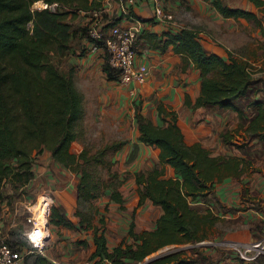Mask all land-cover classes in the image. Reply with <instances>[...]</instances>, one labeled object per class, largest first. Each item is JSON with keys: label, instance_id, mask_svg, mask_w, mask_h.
Returning a JSON list of instances; mask_svg holds the SVG:
<instances>
[{"label": "crops", "instance_id": "1", "mask_svg": "<svg viewBox=\"0 0 264 264\" xmlns=\"http://www.w3.org/2000/svg\"><path fill=\"white\" fill-rule=\"evenodd\" d=\"M224 3L254 12L259 24L244 18H225L209 0H164V9L173 15L172 21L155 17L152 0H139L128 8L117 3L110 6L105 16V29L119 24L138 30L135 64L143 63L150 68L148 81L139 87L134 97H130L123 86L113 95L105 91L117 80H108L102 72L105 54L100 49L84 55L78 52L73 57L74 64L82 66L76 72L81 77V88L72 76L83 101L84 98L97 100L92 105L100 109L98 113H107L115 119L117 136L109 139L121 140L123 144L110 153L109 160L110 171L117 173L120 182L117 191L121 202L111 198V189H104L90 200L94 212L88 222L84 221L83 216L76 213L80 175L54 161L48 150H40L34 155L33 177L25 186L14 189L9 182H0V230L21 256L15 264H94L97 259L92 258L96 249V229L99 232L104 229L106 249L112 251L123 240L133 242L128 235L131 223L135 233L156 228L162 209L150 200L138 205L135 174L147 172L159 164V149L138 139L136 110L157 126L167 125L174 116L185 144H200L213 156L242 157L255 167L253 171L226 177L215 184L207 196L219 225L214 236L179 248H185L188 256L201 261L204 257L211 264H236V254L226 243L256 239L264 233V141L254 138L245 148L238 149L221 138L225 130L234 135L235 142L237 137L246 138L245 129L257 113L252 103L264 102V13L248 0H224ZM74 20L78 21V26H85L84 11L76 12ZM184 27L197 31L207 52L224 59L232 55L250 63L254 83L244 96L233 102L241 111L240 115L233 107L195 106L200 94V71L191 61L182 67V57L171 45L165 49L159 47L163 33L178 34ZM82 41L89 49L90 42L85 38ZM71 150L79 152L81 148H73L72 143ZM132 153L133 157L128 160ZM164 177H176L169 165H165ZM244 189L247 190L245 195ZM39 198L61 209L67 221V224H55L47 214L48 237L42 253L32 251L25 238L31 228L26 222L31 213L28 207ZM196 208L200 213L206 212L205 205ZM153 254L143 262L125 259V264H143ZM98 264L111 262L103 259Z\"/></svg>", "mask_w": 264, "mask_h": 264}, {"label": "trees", "instance_id": "2", "mask_svg": "<svg viewBox=\"0 0 264 264\" xmlns=\"http://www.w3.org/2000/svg\"><path fill=\"white\" fill-rule=\"evenodd\" d=\"M38 1L56 3L66 11H59V7L56 11L33 9ZM209 1L225 18H244L259 24L254 12L229 7L224 0ZM248 1L264 13V0ZM100 7L102 0H0V182H9L14 189L25 186L33 177L34 155L46 149L54 161L80 175L76 213L87 222L94 212L90 200L104 189H111V198L121 202L117 191L120 182L117 173L110 171L111 161L106 156L123 142L110 143L95 153L85 147L79 152L71 150L72 143L83 134L84 101L72 74L63 72L58 61L71 53V21L65 18L66 14ZM81 30L88 38L87 27ZM162 36L161 49L171 45L182 57V67L191 61L200 71V94L195 106L233 107L240 115L241 111L233 102L244 96L254 83L250 63L232 55L224 59L207 52L197 31L191 27H184L178 34L163 33ZM106 58L105 55L102 72L108 80H117ZM252 105L257 113L245 129L246 138L241 143L235 142L234 135L225 130L221 134L224 143L242 149L254 138L264 141V102L259 100ZM135 119L138 139L159 149V164L135 174L138 205L150 200L162 213L156 228L150 231L135 233L131 223L128 235L133 242L123 240L112 251L106 249L104 229L100 232L96 229L94 264L103 259L111 264H125V259L143 262L147 256L167 246L208 239L212 235L208 229L215 224L216 216L208 209L198 212L188 199L207 201L216 183L255 170L252 162L242 157L213 156L200 144H185L174 116L172 122L163 126L154 125L137 110ZM133 155L130 154L128 160ZM165 165L172 167L176 177H164ZM98 166L106 169L105 179L98 174ZM246 193L244 189L243 195ZM47 214L50 222L67 224L61 209L53 204L48 205ZM6 242L16 250L11 241ZM146 264L211 262L204 257L201 261L185 255L183 251H170Z\"/></svg>", "mask_w": 264, "mask_h": 264}, {"label": "built area", "instance_id": "3", "mask_svg": "<svg viewBox=\"0 0 264 264\" xmlns=\"http://www.w3.org/2000/svg\"><path fill=\"white\" fill-rule=\"evenodd\" d=\"M139 0H102V7L84 11L86 15V24L88 40L91 44V51L102 50L106 55L108 65L117 74V81L123 87L127 88L128 95L134 97L138 94L139 87L146 84L150 77V68L143 64H135L137 56L136 40L138 30L131 27H123L119 24H113L109 29H105L106 14L113 3L120 7H130ZM155 17L172 21L173 15L164 9V0H152ZM58 4H47L43 7L33 9H49L56 11ZM94 41L100 42L101 45ZM191 206L205 205L206 209L213 210V207L207 201L199 199H188ZM46 201L39 198L35 203L28 207L31 213L26 217V222L31 228L25 234V238L31 246V250L42 253L44 242L48 237L46 231L47 223ZM236 254V264H264V233L248 241L227 242ZM21 258L20 254L12 249L6 242L0 230V264H15Z\"/></svg>", "mask_w": 264, "mask_h": 264}, {"label": "rangeland", "instance_id": "4", "mask_svg": "<svg viewBox=\"0 0 264 264\" xmlns=\"http://www.w3.org/2000/svg\"><path fill=\"white\" fill-rule=\"evenodd\" d=\"M43 4H44L43 1L35 2L33 5V8H37V7L42 8ZM59 9H60L59 11L61 12L66 11V9H62V7H59ZM75 14L76 13H67L65 16L66 19L70 18L69 20L71 21V36H70L71 53L59 59L58 65L63 72L71 73L73 76H75V82L80 87L81 86L80 83L82 82L81 77H78V74L76 75V72L78 73V70L82 66H77L76 64H74L73 57H76L78 52L81 55L87 54L91 51V49H90V45H89V49L86 48L85 47L86 45L82 41L83 38H85L87 41L89 40L85 36V32L81 30V27L83 26H78V21L74 20ZM94 57L95 56H93L92 58ZM56 60L57 59H55V61ZM120 88L121 89L123 88L122 85H120V83L117 81H113L112 86L109 88H106L105 91H109L110 94L113 95V94H116L115 92H117V90H119ZM93 102L96 103L97 100L95 99L92 100L91 98H84L83 103H84L85 115L82 120V129H83L82 133L83 134L77 141L73 143V148L77 149L79 147L80 148L85 147L90 151V153H95L98 149H101L105 145H109L110 143L121 142V140H118V139H112V140L109 139L110 136L111 137H114L113 135L117 136L116 125L114 123L115 119L112 117H108L107 113L100 115L98 113L100 109L98 107H94L92 105ZM133 106L135 105L133 104ZM130 127H132V124H130ZM235 140L236 142L241 143L243 138H241L240 136V138L237 137ZM113 151L114 150H109V152L107 153L106 159L109 160L110 153ZM97 169H98V174L101 176V178L105 179L107 177L106 169L101 166H98ZM1 193H2V190L0 187V197H1ZM218 227L219 225L216 222L211 227H209L208 230L209 232H211L212 234L211 236H214V233ZM182 245L183 244L167 246L157 251L149 258L155 257L169 250L183 251L185 255H187V250L185 248H179Z\"/></svg>", "mask_w": 264, "mask_h": 264}, {"label": "water", "instance_id": "5", "mask_svg": "<svg viewBox=\"0 0 264 264\" xmlns=\"http://www.w3.org/2000/svg\"><path fill=\"white\" fill-rule=\"evenodd\" d=\"M170 251H173V250H169V251H167V252H170ZM165 253H166V252H165ZM165 253H162V254H159V255H157V256H155V257H152V258L146 260L143 264H146L149 260H152V259H154V258H156V257H159V256H161V255H163V254H165Z\"/></svg>", "mask_w": 264, "mask_h": 264}]
</instances>
